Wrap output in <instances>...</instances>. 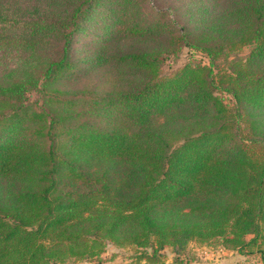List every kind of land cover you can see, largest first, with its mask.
Masks as SVG:
<instances>
[{
    "label": "trees",
    "instance_id": "obj_1",
    "mask_svg": "<svg viewBox=\"0 0 264 264\" xmlns=\"http://www.w3.org/2000/svg\"><path fill=\"white\" fill-rule=\"evenodd\" d=\"M192 242L264 264V0H0V264Z\"/></svg>",
    "mask_w": 264,
    "mask_h": 264
},
{
    "label": "rangeland",
    "instance_id": "obj_2",
    "mask_svg": "<svg viewBox=\"0 0 264 264\" xmlns=\"http://www.w3.org/2000/svg\"><path fill=\"white\" fill-rule=\"evenodd\" d=\"M250 51V47H244L237 52L238 55L246 56ZM190 58L202 59L207 61V58L201 53L183 49L179 56L170 58L164 67V72L167 73L172 69L181 66ZM223 98L228 104H231L229 96L223 94ZM135 246L120 247L112 243L105 246L104 252L93 262V264H133L138 262L139 255L143 252ZM152 253L151 249L146 250ZM182 258H193V264H263L257 255L244 256L239 253L224 251L218 243L200 244L197 242L190 243L183 253H180ZM161 259L152 264H169L173 262L177 256L172 248H166L163 254H160ZM75 264V263H72Z\"/></svg>",
    "mask_w": 264,
    "mask_h": 264
},
{
    "label": "crops",
    "instance_id": "obj_3",
    "mask_svg": "<svg viewBox=\"0 0 264 264\" xmlns=\"http://www.w3.org/2000/svg\"><path fill=\"white\" fill-rule=\"evenodd\" d=\"M224 250V249H223ZM225 251V250H224ZM228 252H234V251H228ZM234 253H237V252H234Z\"/></svg>",
    "mask_w": 264,
    "mask_h": 264
}]
</instances>
